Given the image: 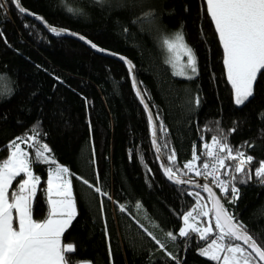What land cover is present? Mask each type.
Returning a JSON list of instances; mask_svg holds the SVG:
<instances>
[{"label":"trees","instance_id":"trees-1","mask_svg":"<svg viewBox=\"0 0 264 264\" xmlns=\"http://www.w3.org/2000/svg\"><path fill=\"white\" fill-rule=\"evenodd\" d=\"M2 3L0 81L8 91L0 96V160L9 155L10 141L31 134L35 127L39 136L22 143L25 149L34 157L36 148L47 144L51 152L45 155L56 162L51 166L70 170L77 215L62 243L75 246L69 254L71 264H177V260L216 264L200 254L207 242L196 233L177 236L176 241L166 236L178 233L181 216L195 205L197 192L207 203L209 199L200 188L176 185L164 176L152 147L149 117L124 64L81 41L47 31L20 14L12 0ZM20 5L48 25L77 33L133 63L167 165L174 150V167L182 169L192 157L193 145L199 153L221 130L234 149L251 144L242 150L254 157L248 168L252 179L236 174L232 183L239 198L234 204L229 203L230 190L224 195L210 180H201L214 187L226 210L258 244H264V185L254 174L264 161V75H258L249 101L239 106L233 102L223 48L207 15L206 0H20ZM180 31L196 58L197 73L191 79L173 75L164 61L162 41ZM161 124L166 133L161 132ZM48 167L33 165L41 178L32 205L37 221L48 214ZM185 173L178 177L194 178ZM220 173L226 181L235 174L232 167L221 168ZM96 187L108 196L97 193ZM121 204L124 212L119 210Z\"/></svg>","mask_w":264,"mask_h":264},{"label":"snow or ice","instance_id":"snow-or-ice-1","mask_svg":"<svg viewBox=\"0 0 264 264\" xmlns=\"http://www.w3.org/2000/svg\"><path fill=\"white\" fill-rule=\"evenodd\" d=\"M96 2L101 3L102 0H96ZM12 3L20 14L33 15L20 5V0H12ZM206 4L207 15L211 18L223 48V63L227 79L233 89L234 103L238 106L243 105L254 96V83L258 79V75H264V0H206ZM2 7L4 5L0 0V8ZM35 18L43 22L42 17L36 16ZM46 27L56 36L66 32L65 29H57L47 24ZM71 35L76 34L71 33ZM79 38L85 39L83 36ZM88 43L93 48L97 47L90 41ZM163 44L169 52L175 53L177 59L181 55L187 56V63L184 67L190 69L194 74L197 73L194 51L186 44L182 31L174 33L171 38H165ZM97 50L104 51L103 49ZM120 58L125 59L124 57ZM125 62L129 64L131 72L130 62ZM133 87H136L135 83ZM137 95H141L139 91H137ZM141 103H144L143 98H141ZM196 103H199L198 98ZM145 110H148L146 104ZM155 119L159 120L160 118L157 116ZM149 125L154 127L151 113H149ZM160 130L162 133L167 132L163 124L160 125ZM231 131H235V129ZM155 135L156 133L153 132V136ZM38 136L39 132L34 127L31 134L16 137L7 146L9 151L7 158L0 160V264H71L69 254L75 251L74 244L62 243L64 233L72 225L77 215L72 196L71 179L64 178L65 174L71 175V173L67 167L58 164L55 168L51 166L56 162L54 158L45 155V153L51 152L47 144L36 148L34 157L21 148V143L35 141ZM201 139L203 140V137ZM160 146L154 139L153 147L157 152L160 151ZM163 146H168L167 141ZM245 146L252 147L251 144L245 142V145L234 149L228 143V136L221 130L219 135L212 136L210 142H205L202 145V150L199 153L194 144L192 157L184 163L182 169L174 167L176 161L174 150L167 157L169 164H162V169L164 175L176 185L191 182L190 179L185 180L178 177V173H182L184 170H186L185 174L196 171L197 175H203L205 178L211 175V182L220 188L222 194L227 195L230 190L229 203L234 204L239 198V190L232 183L238 179L236 174L243 173L247 180L252 179L248 168L254 162V157L247 155L242 150ZM29 147H34V145H29ZM221 153H226V155H221ZM202 157H206V159L203 160L200 167H197L195 162L201 161ZM160 158V156L157 157V159ZM226 161L235 163L227 164ZM34 164L49 165L46 189L48 214L41 221L33 218L32 205L37 198L41 179L33 172ZM228 167L234 168L235 174L231 175V179L228 181L218 179V169ZM200 168H203L204 171L201 172ZM254 174L258 182L264 185V161L260 162ZM224 175H229V173L225 172ZM17 178H20L19 182L16 188L10 192L9 189L12 188L13 181ZM77 179H81L89 188L92 187L87 180H83L81 177H77ZM247 180H240V182L245 183ZM196 187L202 188L208 193L211 209L205 210L206 205L200 203L203 197H200V193L197 192L195 194L198 197L196 205L182 214L183 226L180 227L177 234L166 233L168 239L176 241L177 236L188 238L192 233H196L199 240L207 242L206 246L200 249V254L216 264H264V244H258L255 238L248 233L247 228L226 210L209 184H197ZM95 191L101 193L99 187H96ZM101 195L108 196L107 193H101ZM189 195L192 193L189 192ZM108 198L111 199L110 196ZM136 207L139 209L142 206L138 202ZM119 210L124 212L125 205H119ZM198 210L199 214L205 217L209 216V212H211L215 226L209 224L207 227H197L190 223V219L195 220L193 213ZM101 212H103V204H101ZM153 227H158V225L153 224ZM148 234L151 235V233ZM240 241L247 245V248L242 247L241 243H238ZM156 242L160 244V241ZM160 248L163 249L164 245L160 244ZM166 255L171 259H176L170 253H166ZM177 264H179L178 260Z\"/></svg>","mask_w":264,"mask_h":264},{"label":"water","instance_id":"water-1","mask_svg":"<svg viewBox=\"0 0 264 264\" xmlns=\"http://www.w3.org/2000/svg\"><path fill=\"white\" fill-rule=\"evenodd\" d=\"M15 7H16V6H15ZM27 11H28V10H27ZM28 12H30V11H28ZM24 15L27 16V17H29L30 19L36 21V22L41 23V25H42L47 31H49L48 27H46V24L48 25V23H47L44 19H43V22H42V21L37 20V19L35 18L36 16L41 17L40 15H36V14H33V15H27V14H24ZM57 29H63V28H57ZM71 33H74V32L69 31V30H66V32L63 33V35H65V36H67V37H70V38H74V39H76V40H78V41H81L82 43H84L85 45H87L89 48H91L94 52H96V53H98V54H100V55H105V56H109V57L115 58V59L121 61V62L124 64V66L126 67L128 73H129V76H130V79H131L132 84L135 83V85H136V87H135L136 92L139 91L140 94H141L140 96H138L139 99H140V102H141V98H143V100H144V103H143L142 105H143L144 108H145L146 101H145V99H144V97H143V95H142V93H141V91H140V89H139V86H138V83H137V80H136V76H135V69H134V65H133V63H132L131 61H129L127 58H125L124 56H122V55H118V54L113 53V52H111V51H107V50H105V49H103L104 51H98L97 49H102V48H99V47L93 48V47H91V44L88 43V40H87V39L81 40V39L79 38L81 35H79V34H77V33H75L76 35H71ZM120 57H124L125 59L122 60ZM125 61L130 62L131 66H132V71H131V72L129 71V64L126 63ZM146 105H147V104H146ZM147 106H148V105H147ZM146 113H147V115H148V117H149V113H151V110H150L149 107H148V110L146 111ZM151 115H152V113H151ZM152 117H153V115H152ZM153 125H154V127H152V135H151V138H152V147H153V140H154V139L157 140V128H156V123H155V121H154V117H153ZM153 132L156 133L155 136H153ZM157 142H158V141H157ZM153 150H154V153L156 154L157 157H158V156L161 157V158L159 159V161H160V165H161V169H162V164L167 165L166 162H165V159H164V157L162 156V154H161L160 151L157 152L156 149H155L154 147H153ZM162 172H163V169H162ZM163 174H164V172H163ZM164 176H165V175H164ZM165 177H166V176H165ZM179 178H180V177H179ZM166 179H167L169 182L173 183V182L170 181L167 177H166ZM190 180H191L190 183H188V184H184V185H188V186L196 187L197 184H200V185H203V184H209V186L211 187L212 191H213L214 193H216L217 198H219V199L221 200V198H220L219 194L217 193V191H216V190L214 189V187H212L211 184L208 183L207 181H205V180H201V179H197V178H192V179H190ZM182 185H183V184H182ZM200 189L202 190V188H200ZM202 191H203V190H202ZM203 192H205V191H203ZM205 193H206V195H207V197H208V193H207V192H205ZM209 203H210V201H209ZM221 203H222V201H221ZM211 207H212V205H211V203H210V208H211ZM239 243H241L242 246H244L245 248H247V245H244L242 241H240ZM249 251H250V249H249Z\"/></svg>","mask_w":264,"mask_h":264},{"label":"rangeland","instance_id":"rangeland-1","mask_svg":"<svg viewBox=\"0 0 264 264\" xmlns=\"http://www.w3.org/2000/svg\"><path fill=\"white\" fill-rule=\"evenodd\" d=\"M171 37H166V38H171ZM162 44H163V41H162ZM163 48L165 50L164 61L168 65V67H169V69H170L172 74L174 72H176L177 74L175 76L184 77V78H188L189 76L193 77L195 75L194 73H192L190 71V69H187V68L184 67V65H186V63H187V56L181 55L179 57V59H177L176 56H175V53L174 52H169L167 50L166 46H164V44H163ZM224 67H225V65H224ZM181 72H183V74H181ZM225 72H226V69H225ZM226 76H227V72H226ZM7 91L8 90H6V84L5 83L3 84V79H1V81H0V93H2V95H3ZM232 98H233V102H234L233 89H232ZM17 142L20 143L19 141H17ZM21 148L23 150L27 151L22 143H21ZM61 166H63V165H61ZM55 167L56 166H54L53 168H55ZM64 178L65 179H70V176L68 174H65ZM200 197H202L201 194H200ZM197 199H196V202H197ZM196 202H195V205H196ZM200 203H201V205H206L205 210L211 209L210 208V203H207L204 198L200 200ZM193 216L195 217V220H191L190 219V223L195 224L197 227H207L209 224H211L213 227L215 226V220H214L213 214L211 212H209V216L205 217V216L200 215L199 214V210H198L197 212L193 213ZM182 226H183V222L181 223L180 227H182ZM180 227H179V229H180ZM179 229H178V231H179ZM80 263H82V264H90L88 261H82Z\"/></svg>","mask_w":264,"mask_h":264},{"label":"built area","instance_id":"built-area-1","mask_svg":"<svg viewBox=\"0 0 264 264\" xmlns=\"http://www.w3.org/2000/svg\"><path fill=\"white\" fill-rule=\"evenodd\" d=\"M221 155H224V154L221 153ZM201 164H202V163H198V164H196V165H197V167H200ZM200 171L203 172V171H204L203 168H200ZM191 174L193 175L194 178H197V179H208V180H210V182L212 181V176H211V175H209V176H207V178H205V176H203V175H197V174H196V171L191 172ZM217 178L226 181V179L221 175V173H220V169H218ZM211 184H213L217 189L220 190V188L217 187L216 184H214V183H212V182H211Z\"/></svg>","mask_w":264,"mask_h":264},{"label":"crops","instance_id":"crops-1","mask_svg":"<svg viewBox=\"0 0 264 264\" xmlns=\"http://www.w3.org/2000/svg\"><path fill=\"white\" fill-rule=\"evenodd\" d=\"M78 264H82V263H78Z\"/></svg>","mask_w":264,"mask_h":264}]
</instances>
